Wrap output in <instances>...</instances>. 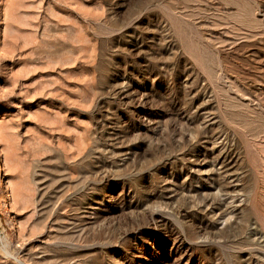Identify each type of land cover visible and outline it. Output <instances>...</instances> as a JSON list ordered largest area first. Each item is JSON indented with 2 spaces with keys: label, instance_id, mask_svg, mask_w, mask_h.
<instances>
[{
  "label": "rangeland",
  "instance_id": "374dc122",
  "mask_svg": "<svg viewBox=\"0 0 264 264\" xmlns=\"http://www.w3.org/2000/svg\"><path fill=\"white\" fill-rule=\"evenodd\" d=\"M0 264H264V0H0Z\"/></svg>",
  "mask_w": 264,
  "mask_h": 264
},
{
  "label": "bare ground",
  "instance_id": "6f19581e",
  "mask_svg": "<svg viewBox=\"0 0 264 264\" xmlns=\"http://www.w3.org/2000/svg\"><path fill=\"white\" fill-rule=\"evenodd\" d=\"M4 45H5V44H4ZM4 45H3V46H4ZM9 199H12V197L8 195V196H7V201H9Z\"/></svg>",
  "mask_w": 264,
  "mask_h": 264
}]
</instances>
